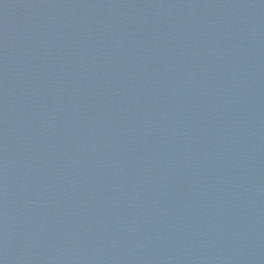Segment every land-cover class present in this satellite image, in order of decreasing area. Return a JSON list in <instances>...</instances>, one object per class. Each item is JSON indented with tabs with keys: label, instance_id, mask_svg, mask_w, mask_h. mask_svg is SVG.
Here are the masks:
<instances>
[{
	"label": "water",
	"instance_id": "water-1",
	"mask_svg": "<svg viewBox=\"0 0 264 264\" xmlns=\"http://www.w3.org/2000/svg\"><path fill=\"white\" fill-rule=\"evenodd\" d=\"M0 264H264V0H143L0 208Z\"/></svg>",
	"mask_w": 264,
	"mask_h": 264
}]
</instances>
